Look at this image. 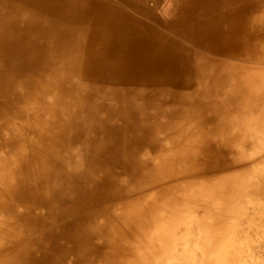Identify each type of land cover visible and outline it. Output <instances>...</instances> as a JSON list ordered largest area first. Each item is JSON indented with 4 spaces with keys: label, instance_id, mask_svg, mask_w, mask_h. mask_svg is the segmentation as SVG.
I'll use <instances>...</instances> for the list:
<instances>
[{
    "label": "bare ground",
    "instance_id": "1",
    "mask_svg": "<svg viewBox=\"0 0 264 264\" xmlns=\"http://www.w3.org/2000/svg\"><path fill=\"white\" fill-rule=\"evenodd\" d=\"M155 2L0 0V264H264V0Z\"/></svg>",
    "mask_w": 264,
    "mask_h": 264
},
{
    "label": "rangeland",
    "instance_id": "2",
    "mask_svg": "<svg viewBox=\"0 0 264 264\" xmlns=\"http://www.w3.org/2000/svg\"><path fill=\"white\" fill-rule=\"evenodd\" d=\"M172 0H157L154 4V16H157L159 19L164 18L172 7ZM153 5V4H151Z\"/></svg>",
    "mask_w": 264,
    "mask_h": 264
}]
</instances>
